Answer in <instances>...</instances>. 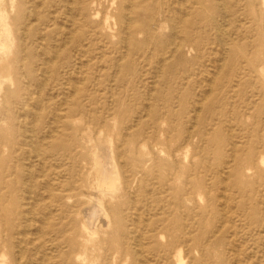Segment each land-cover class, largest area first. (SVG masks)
<instances>
[{
  "label": "rangeland",
  "instance_id": "374dc122",
  "mask_svg": "<svg viewBox=\"0 0 264 264\" xmlns=\"http://www.w3.org/2000/svg\"><path fill=\"white\" fill-rule=\"evenodd\" d=\"M0 264H264V0H0Z\"/></svg>",
  "mask_w": 264,
  "mask_h": 264
},
{
  "label": "bare ground",
  "instance_id": "6f19581e",
  "mask_svg": "<svg viewBox=\"0 0 264 264\" xmlns=\"http://www.w3.org/2000/svg\"><path fill=\"white\" fill-rule=\"evenodd\" d=\"M128 8H129V7H128ZM129 25H130V24H129ZM216 29H217V28H216ZM218 31H219V30H218ZM224 35H225V34H224ZM224 35H223V36H224Z\"/></svg>",
  "mask_w": 264,
  "mask_h": 264
}]
</instances>
